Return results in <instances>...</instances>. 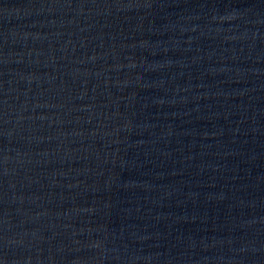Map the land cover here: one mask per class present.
<instances>
[{"label": "water", "instance_id": "water-1", "mask_svg": "<svg viewBox=\"0 0 264 264\" xmlns=\"http://www.w3.org/2000/svg\"><path fill=\"white\" fill-rule=\"evenodd\" d=\"M3 264H264V0H0Z\"/></svg>", "mask_w": 264, "mask_h": 264}, {"label": "snow or ice", "instance_id": "snow-or-ice-1", "mask_svg": "<svg viewBox=\"0 0 264 264\" xmlns=\"http://www.w3.org/2000/svg\"><path fill=\"white\" fill-rule=\"evenodd\" d=\"M0 264H3V262H2V261H0Z\"/></svg>", "mask_w": 264, "mask_h": 264}]
</instances>
